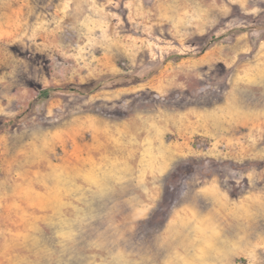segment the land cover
Segmentation results:
<instances>
[{
    "label": "rangeland",
    "instance_id": "rangeland-1",
    "mask_svg": "<svg viewBox=\"0 0 264 264\" xmlns=\"http://www.w3.org/2000/svg\"><path fill=\"white\" fill-rule=\"evenodd\" d=\"M0 264H264V0H0Z\"/></svg>",
    "mask_w": 264,
    "mask_h": 264
},
{
    "label": "trees",
    "instance_id": "trees-1",
    "mask_svg": "<svg viewBox=\"0 0 264 264\" xmlns=\"http://www.w3.org/2000/svg\"><path fill=\"white\" fill-rule=\"evenodd\" d=\"M11 124V122L10 121H7V125H10Z\"/></svg>",
    "mask_w": 264,
    "mask_h": 264
},
{
    "label": "bare ground",
    "instance_id": "bare-ground-1",
    "mask_svg": "<svg viewBox=\"0 0 264 264\" xmlns=\"http://www.w3.org/2000/svg\"><path fill=\"white\" fill-rule=\"evenodd\" d=\"M41 178V177H40ZM21 240V239H20ZM24 241V240H23Z\"/></svg>",
    "mask_w": 264,
    "mask_h": 264
}]
</instances>
